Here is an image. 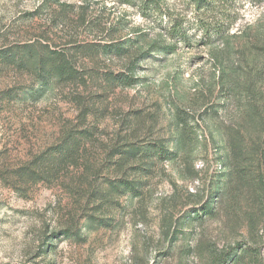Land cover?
Segmentation results:
<instances>
[{"label":"rangeland","instance_id":"1","mask_svg":"<svg viewBox=\"0 0 264 264\" xmlns=\"http://www.w3.org/2000/svg\"><path fill=\"white\" fill-rule=\"evenodd\" d=\"M141 1L0 0V52L26 42L130 48L78 56L92 77L36 99L32 75L0 61V264H264V0L215 3L201 22L189 0H160L161 10ZM172 22L184 37L169 36ZM222 22L228 43L214 37ZM155 42L176 49L139 59L135 84H108L105 71H124ZM79 101L91 107L85 119ZM72 128L91 132L75 163L51 181L16 180ZM121 138L174 156L125 165L136 196L93 192L122 175L108 155Z\"/></svg>","mask_w":264,"mask_h":264},{"label":"trees","instance_id":"2","mask_svg":"<svg viewBox=\"0 0 264 264\" xmlns=\"http://www.w3.org/2000/svg\"><path fill=\"white\" fill-rule=\"evenodd\" d=\"M228 0H189L197 13L198 21H202L200 13L202 10L216 7L226 8ZM146 6L155 7L154 9L161 10L160 0H142ZM176 25H178L176 27ZM222 22V27L217 25L214 37L216 40L223 39L228 43V25ZM203 34L209 37L213 36L209 32L210 24L203 23L200 25ZM177 28V29H176ZM178 28L181 29L180 24L172 22L170 27L171 37H184L178 33ZM127 41V40H126ZM125 40H117L111 42H72L63 47L49 45L45 42H26L21 45H14L0 52V61L4 63H11L18 66L20 69L28 71L33 77V83L37 85L36 88H31L28 92L35 99L40 97L43 91L52 84H68L86 82V79L92 77L91 70L88 68H80L78 56L80 55H110L118 58L127 57L130 54V48ZM175 44H167L163 42H155L151 45L149 50L141 53L134 58H131L125 65L124 71L113 72L105 71L104 79L111 86H131L139 80L137 76L139 59L150 55L151 51L158 52H173L176 47ZM68 47V48H67ZM216 60H220V54L214 55ZM83 66V64H81ZM94 75V74H93ZM81 116L85 117L90 113L91 107L86 105L84 101L80 102ZM82 118V119H83ZM81 119V120H82ZM68 129L67 132L60 138V140L49 146L45 150L34 155L30 160L19 166L13 171V175L18 181L25 183H38L44 181H51L57 178L58 173L63 170L65 164H73L80 157V148L83 144V139L88 137L91 133L89 130ZM109 157L114 158L110 163L113 169L122 172V175L115 177H108L104 179L97 186L91 184V188L96 193L108 194L107 190H103V185L108 186V190L125 194L138 195L140 193V182L135 178H130L125 174L126 169L136 172L141 166L139 161L146 157H154L157 155L162 159H170L173 153L168 150L161 142L142 143L140 141L123 142L122 138L119 143L110 147L108 152ZM69 163V164H68ZM66 165V166H67ZM127 165V168L125 167ZM147 169V168H144ZM111 192V191H110ZM199 212L194 214L197 216ZM201 213H199L200 215ZM20 264V263H14ZM31 264V263H23Z\"/></svg>","mask_w":264,"mask_h":264}]
</instances>
